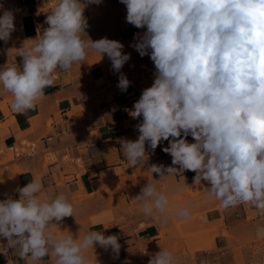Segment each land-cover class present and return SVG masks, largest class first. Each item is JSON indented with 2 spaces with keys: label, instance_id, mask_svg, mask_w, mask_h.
Instances as JSON below:
<instances>
[{
  "label": "clouds",
  "instance_id": "9594fccd",
  "mask_svg": "<svg viewBox=\"0 0 264 264\" xmlns=\"http://www.w3.org/2000/svg\"><path fill=\"white\" fill-rule=\"evenodd\" d=\"M126 7V23L135 33L129 45L154 65L153 82L142 90L129 110L138 137L121 138L120 152L132 167L144 168L163 142L171 164L152 163L147 171L159 179L146 183L135 197L143 213L167 224L173 216L190 219L193 205H173L157 184L168 177L195 173L193 186L222 209L240 205L264 217V0H119ZM102 0H55L46 15V28L25 38L15 49L18 63L0 66V86L10 93V109L34 110L54 85L57 70L68 72L94 52L111 61L118 74L117 88L131 85L121 70L130 60L124 44L103 37L92 40L85 9ZM0 41L7 44L15 32V14L0 5ZM87 37V39H85ZM191 137V141H189ZM0 200V252L16 254L24 264L51 257V264H90L89 249L99 246L118 257L115 234L88 230L81 235L60 230V222L74 216L64 193L45 191L42 178L33 177ZM56 229H59V234ZM264 240V223L255 227ZM148 264H179L167 248Z\"/></svg>",
  "mask_w": 264,
  "mask_h": 264
},
{
  "label": "crops",
  "instance_id": "0c3cea01",
  "mask_svg": "<svg viewBox=\"0 0 264 264\" xmlns=\"http://www.w3.org/2000/svg\"><path fill=\"white\" fill-rule=\"evenodd\" d=\"M110 1L115 8L122 5L126 10L119 0ZM0 5L14 12L17 29L7 44L0 41V66H3L19 62L15 49L9 53L6 49L20 47L25 38H35L38 26L46 28L44 20L54 4L51 0H0ZM89 7L85 9L89 24L87 35L92 40L107 37L124 44V52L130 53L131 58L121 71L131 85L126 93H121L116 86L118 74L111 69V61L106 55L101 58L91 52L70 71L57 70L54 85L45 88V97L37 102L34 110L13 112L9 106L11 94L4 93L0 86V149L3 150L0 153V200L5 198V193L18 198L14 191L17 187L26 186L33 177H40L46 192L64 193L74 207V216L64 218L60 230L67 229L74 235L79 231L83 235L89 229L103 231L105 235L119 232L118 257L110 249L106 251L97 245L86 253L90 264H138L142 248L154 251L164 238L177 235V221H183L182 231L201 232L208 237L207 229L213 226L212 222L222 220L223 225L216 227L213 238L216 247L229 242L225 230H251L255 234V227L264 223V217L255 214L247 222L246 212L255 211L249 205L222 209L219 201L205 198L201 186H193L195 173L191 171L184 173L189 187L179 193L175 188L184 183L182 175L168 177L157 184L169 195L173 205H193L190 219L173 216L162 225L143 213L135 197L146 183L160 178L147 171L148 165L171 164L170 155L162 151L167 142L157 147L144 168H132L120 152L118 141L121 138L135 141L138 137L135 125L139 120L133 119L129 110L142 90L151 86L154 65L148 56L141 58L129 46L134 34L144 30L126 23V13L106 10L92 17L88 15ZM188 139L191 141V137ZM22 140L31 142L34 150L14 156L10 147ZM60 230L56 229L58 234ZM179 242H192V239ZM0 264L24 262L18 261L10 250L0 252ZM36 264H51V257Z\"/></svg>",
  "mask_w": 264,
  "mask_h": 264
},
{
  "label": "rangeland",
  "instance_id": "374dc122",
  "mask_svg": "<svg viewBox=\"0 0 264 264\" xmlns=\"http://www.w3.org/2000/svg\"><path fill=\"white\" fill-rule=\"evenodd\" d=\"M112 8V9H110ZM109 10L117 14L126 10L121 5L115 8L110 0H102L100 5L92 4L88 8L90 16L102 15L104 11ZM86 15V13H84ZM52 156V154H49ZM11 158V154L8 155ZM47 159V158H46ZM197 189H194L196 192ZM254 210L246 212V221L249 222L255 216ZM195 217V215H194ZM183 221H177L178 228L176 236L164 238L163 243L158 249H141V259L138 264H148L152 255L160 251V248H167L179 258V264H264V240H257L255 234L249 230L243 229L230 232L224 231L229 242L222 247H216L213 244V238L216 235L218 225H223L222 220H216L213 226L208 228L209 236L201 232H184L180 229ZM216 224V225H215ZM180 239H192V242L180 243Z\"/></svg>",
  "mask_w": 264,
  "mask_h": 264
},
{
  "label": "built area",
  "instance_id": "2783aa9c",
  "mask_svg": "<svg viewBox=\"0 0 264 264\" xmlns=\"http://www.w3.org/2000/svg\"><path fill=\"white\" fill-rule=\"evenodd\" d=\"M53 4H55V0H51ZM125 14V12H122V14ZM34 150V146L31 142L22 140L17 145H13L10 147V151L14 156H21L23 154H29L31 151ZM3 150L0 149V153H2ZM255 213L257 214L256 210ZM113 234L117 235L119 238L121 237L119 232L114 231Z\"/></svg>",
  "mask_w": 264,
  "mask_h": 264
}]
</instances>
